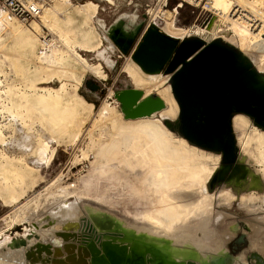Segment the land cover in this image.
Listing matches in <instances>:
<instances>
[{
    "label": "rangeland",
    "instance_id": "obj_1",
    "mask_svg": "<svg viewBox=\"0 0 264 264\" xmlns=\"http://www.w3.org/2000/svg\"><path fill=\"white\" fill-rule=\"evenodd\" d=\"M87 1L94 3V5L97 4L95 11L93 13L89 12L86 15L87 17L78 15L76 11L82 5H85ZM203 7L202 3H197V1L193 0L191 3L182 0H54L42 9L39 18L26 24L14 18L8 19L5 14H0V158H9L14 165H18L15 161L21 162L33 170L32 172L24 171L26 173L24 180L25 188L23 186V197L19 200L20 203L28 202L25 204L27 206L25 218L19 222L20 226H15L14 229L4 232L2 241H0L1 247L10 249L8 242L21 238V236H15V233L21 234L24 226L32 225L35 227L37 222L47 215L48 209L51 206L57 205L65 198L60 193L59 188L72 192L78 201L87 202L101 209L103 208V210L111 212L121 220L151 228L146 223H143V220L149 215L147 214V209L151 207L145 206L143 200L138 201L129 191L132 186L139 188V190L143 189L139 183L142 179L141 177L145 174V169H140L136 165L134 158L127 156L128 162L125 161L124 165L117 167L116 176L110 180L113 183L103 180L104 178L99 179L97 176L93 178L94 176L91 173L93 166L90 163H93L95 160L94 155L97 145L110 140L108 134L110 122L108 120H97V111L107 103L109 105L108 111L111 112L107 114V119L111 117L110 119L116 124L127 121L123 119L119 104L115 99V94L125 90L127 87L134 88L130 77L124 72V68L126 61L134 64L135 62L131 59L130 54H122L114 45L110 31L115 29L116 32H121L124 36H132L133 48L140 41L144 30L150 25H155L163 34H166L164 33L166 26L172 30L182 29L185 32L184 35L181 34L173 37L178 40L196 38L197 33L192 32L195 29L197 31L198 28H206L209 20L214 18L213 14L206 11ZM48 11L55 12V20L58 22V26L68 32V34L64 32V37L68 39L69 44L65 40H61L55 29L51 30L48 26L43 25L42 17L47 16L46 12ZM218 19L217 17L214 18L215 24L220 23V18L218 17ZM47 20L53 22L54 18L49 17ZM34 26L39 27V31L34 30ZM2 35L4 36L2 37ZM18 35H29L32 39L33 48L31 54L25 52L27 48L25 49L22 45L17 44L16 38ZM41 36H47V38L53 40L52 47L49 46L43 52L40 50ZM229 36L220 39L245 56L253 68L264 77V64L260 63L264 52L261 53L254 46L251 49H246V51H240L237 39L231 36L230 38ZM84 37L91 39L94 44L100 39L101 45L98 48H94L91 52L82 50L81 45L84 42ZM93 42H91V45H94ZM69 45L70 48L75 47L74 50L82 57L85 63L91 64L93 67L100 66V71L104 77L102 74L97 76L85 68L80 58L69 53ZM53 49L63 53L65 60L64 69L62 67L58 68L56 65L47 66L43 60L41 61L43 57L51 55ZM38 60L43 65L41 76L35 70L39 63ZM135 65L137 66V64ZM137 67L141 72L142 70L139 66ZM158 74H160L162 79L163 77L167 79L164 86H168L170 89L169 77L163 73ZM26 83L29 88L34 86V88L38 87L39 89L62 90V92L59 91L63 95L62 100H65L68 96H80L86 102L92 104V108L88 112H83L85 114L81 116L85 120L82 122L83 124L79 126L78 121L74 122L75 128H80L81 132L76 143L73 144L70 138L67 137L61 143L57 141L55 133L48 129L41 113L39 115L38 112L40 111H36L35 106L29 105L32 103L25 99L27 95L33 93L31 92V88L27 89ZM31 83L35 84L32 86ZM61 86L63 87L61 88ZM140 91L141 96L144 95L143 97H145V91ZM21 92H23V95L20 94ZM26 93L28 94L26 95ZM151 94L157 95L154 90L151 91ZM21 98L22 101H20ZM16 105H19L18 107L21 105L22 108V110L20 108L19 115L14 112V107H17ZM161 113L162 110L152 117L132 120V123H137L144 119L158 120L167 131L172 133L169 134L173 139H177L175 141L183 140L176 132L178 111L177 115L171 119L162 117L159 115ZM13 114H16V121H12ZM237 117L232 120L231 126L235 137L237 157L238 159L240 158L239 160L242 158L245 166L257 174L263 181L264 173L260 170L261 167L259 165H255L254 159L258 155L260 141L264 139V134H262L264 132L255 126L248 117L244 115ZM237 119H242L244 124L238 123L234 129L233 121ZM164 120H168L173 125L174 130L167 129L163 124ZM88 131L92 132V136L88 135ZM101 132H104V135ZM26 134L30 138L28 137L29 140L27 139V142L24 143L29 144L30 147L28 150H22L15 145H17V142L21 143L22 141L20 142L19 140ZM14 140L18 141L15 142ZM183 141L186 142L185 140ZM245 142L247 145H245ZM187 145L197 153L205 155L196 159L200 164L203 163L202 165L210 171L205 173V176L209 175L205 184V191L210 195H208L209 199L207 203H212L213 205L209 204L211 206H205L206 209L204 207L205 216H202L200 222L186 224L183 229L189 228L191 231L203 235L207 227L206 229L212 232V234H219L218 236L223 241L225 252H228L233 258L238 257L234 262L240 258L242 261L244 260L242 263L245 264L247 263L245 260L250 264H260L252 257L257 255L261 258L262 263H264V248L260 252L258 249L252 247V244L255 242V238H252L254 237V229L260 230L262 236H264V186L260 190L261 182H258L259 178H255L254 185L260 191H248L246 188H237L232 184L225 183L209 188L211 176L219 166L220 156L215 154V152L197 148L189 143ZM34 146L38 150L33 153ZM240 147H247V153L245 152V148L240 149ZM23 164L22 166L25 167ZM128 164L136 168L129 170L126 166ZM3 177V174H0V230L5 231L6 219L3 217L8 213L11 215L12 213L10 212L19 203H13L11 197L6 195V192L9 189L13 190L19 178L14 179L15 184H12L11 181L5 184ZM115 177L116 179L113 181ZM242 179L245 180L242 177L239 179V182ZM86 181L92 184V187H89L88 190L84 186ZM50 183L53 184L51 185ZM71 185H74V187H71ZM45 187L46 189H44ZM196 188L192 187L191 189L196 190ZM49 193H53L51 195L52 198H50L51 196L47 197ZM228 193H233V198L228 197ZM241 234L246 236L243 241L239 242L238 239Z\"/></svg>",
    "mask_w": 264,
    "mask_h": 264
},
{
    "label": "bare ground",
    "instance_id": "obj_2",
    "mask_svg": "<svg viewBox=\"0 0 264 264\" xmlns=\"http://www.w3.org/2000/svg\"><path fill=\"white\" fill-rule=\"evenodd\" d=\"M182 1H188V3L192 2V0ZM193 1L202 3L204 5L203 8L212 13L214 18H220V23L215 24V22H213L210 29L198 28L197 31L196 29L194 31L192 30V33H197L196 37L201 38L205 42H209L215 38H225L230 35L232 38L234 37L237 39L240 51H246V49H251L254 46L261 53L264 52V0ZM96 7L97 4L94 5V3L87 1L76 13L80 16L87 17L86 15L89 12L93 13ZM46 14L48 17H42L43 25L48 26L51 30L55 29L61 40L63 39V41L65 40L69 44L68 39L64 37V32L66 34L67 31H64L58 26V22L55 20V12L48 11ZM49 17L54 18L53 22L47 20ZM33 29L39 31V27L37 26H34ZM164 33L173 38L181 34L184 35L185 32L182 29L172 30L166 26ZM3 36L4 35H2V37ZM110 36L112 40L117 38L124 39L126 37L121 32H116L115 29L110 31ZM99 40L100 39L94 44L91 39L84 37L83 44H80L82 50L91 52L94 48H98L101 45V41L99 42ZM16 42L25 49L27 48L25 52L29 54L32 53L33 41L29 35H18ZM47 42V47L44 48L43 51L47 50L49 46L52 47L53 40L50 39ZM91 42H93L94 45H91ZM74 48H70L69 45V53L80 58V61L82 60L85 68L90 70V72L100 76L102 74L100 66L93 67L91 64L85 63ZM42 60L47 66L56 65L58 68L64 67V55L62 52L55 49L52 50L51 55L43 57L41 61ZM41 61L38 60L39 63L37 69H35L40 76L43 69V65L40 63ZM260 63L264 64V56L262 60H260ZM135 64L126 61V66L124 68V72L130 77L134 88L137 90H144L145 96L151 94L152 90L156 91L165 105V108L159 115L166 119L174 118L178 110L172 98L171 90L168 86H164L167 79L164 77L162 79L158 73L150 75L144 72L142 73V71H139L138 65L136 66ZM33 84L31 83L32 86ZM62 87L63 86H61V88ZM28 88L27 84V89ZM32 88L31 92L33 93L30 95L26 93L27 96L25 99L32 103H28L29 105L35 106L37 109L36 111H40L38 112L39 115L41 113L48 129L55 133L57 141L61 143L62 140L67 137L70 138L73 144L76 143L81 132L80 128H75L74 122L78 121L79 126H81L83 124L82 122L85 121L81 116L85 114L83 112H88L92 108V104L86 102L80 96H68L65 100H62L63 95L59 93V91L62 92V90L57 89L58 91H55L51 89H39L38 87L37 89L36 87L34 88V86ZM22 93L23 92L20 94L23 95ZM11 96L13 97V95ZM25 99L24 101H26ZM20 101H22V98ZM18 106L14 107V112L19 115L21 105L20 107ZM108 106L109 105L106 103L97 111V120H108L110 122V130L108 131L110 140L97 145L94 155L95 160L93 163H90L93 166L91 171L92 176H94L93 178L97 176L99 179L104 178L103 180L110 181L116 176L117 167L124 165L125 161L128 162L127 156L134 158L136 165H138L140 169H145V174L143 175L142 173L143 176L139 183L143 189L141 188V190H139V188L132 186L129 191L138 201L143 200L145 206L151 207L147 209V214L149 215L143 220V223H146V225L151 228L121 220L111 212L103 210V208L101 209L87 202L78 201L77 197H75L72 192L59 188L60 193L65 197L60 203L51 206L48 209L47 215L45 214L46 216L43 218L41 217L42 220L38 219L39 221L35 227L32 225H28L27 227L24 226L21 234L18 232L15 233V236H21V238L9 241L8 246L10 249L0 246V264H61L59 261L64 262L63 260L67 256L64 249L69 254L75 253L73 255L75 257L72 258V264H103L102 262H104V264H109L105 256V246L113 249L114 252L119 255L120 259L118 264H125L127 261L131 262L137 258V256L141 257L143 264H156L158 261L163 264H187L188 262H191V264H245L242 263L244 260L242 261L240 258L238 261L234 262L238 257L233 258L228 252H225L223 249V241L219 238V234H212V232L206 229L207 227L203 235L191 231L189 228L183 229L186 224L200 222L205 213L204 207L211 206L209 204H212L207 203L209 194L205 191V184L209 178V175L207 174L205 176V173L210 171L202 165L203 163L200 164L196 159L200 156L204 157L205 155L197 153L183 140L175 141L176 138L173 139L170 135L172 133L167 131L158 120L153 121L144 119L137 123H132V120H127L123 123L120 122L116 124L110 119L111 117L107 119V114L110 112L108 111ZM16 114L12 115V121H16ZM242 119L233 121L234 129L238 123L244 124ZM91 131H88V135H91ZM104 132L101 133L104 135ZM28 137L30 138L27 134L23 135L21 138L22 140H19L20 142L22 141L21 143L17 142L18 140H14L17 142L15 146L22 150H28L30 145L24 143L27 142V139L29 140ZM257 143L259 142L257 141ZM245 145H247L246 142ZM243 148L246 149L247 147H240V149ZM37 150L38 148L34 146L33 153ZM245 152L247 153V149ZM257 154L254 163L256 166L259 165V167H261L260 170L264 173V139L260 141V149ZM0 159L3 160L0 161V174H3L5 184L9 183V181L15 184L14 179L19 178L13 190L5 185L6 188L9 189L6 195L11 197L13 203H18L24 193L23 186L26 178V173L24 171L32 172L33 170L31 167L21 162L15 161L18 165H14L7 157H1ZM242 161L241 158V162ZM22 164L25 167H23ZM126 166L129 170H134L136 168L131 164ZM242 177L245 178V181L239 182V179ZM255 178H259L258 182H261L257 174L245 167L242 169L239 178L234 181V185L237 188H246L248 191L259 190L257 186L254 185ZM115 179L116 177L113 181ZM91 185L89 181H86L84 184L85 189L88 190L89 187H92ZM71 187H74V185H71ZM192 187L197 188L194 190L191 189ZM44 189H46V187ZM198 194H201L202 197ZM232 194L228 193V195H226L233 198L234 194ZM51 195H53V193H49L47 197ZM50 198H52V196ZM27 203L28 202H19L18 205H15L16 208L13 206L14 209L10 212L12 213L11 215L9 213L4 215L5 217L3 218L6 219V229L5 231L0 230V241H2L4 232H8L14 229L15 226L21 225L19 222L25 218L27 209L25 204ZM27 212L29 213V211ZM74 222H76V225L72 228V231H76V236L80 235L81 240L85 241V243H82L81 240V243L69 241L81 245L77 252L73 251L74 249L71 247H63L64 243L67 244V241H64L67 235L62 232H69L70 230H68V228L62 230V226L66 223ZM253 234L254 237L252 238H255V242L252 244V247L262 252L264 248V236H262L261 231L258 229H254ZM53 239L54 242H52ZM21 241H24V244H21ZM42 245H49L51 252L50 257H47L44 252L41 251L40 247ZM90 250L97 251L98 254L94 253L92 255ZM89 255L91 256L85 259V257L87 258ZM77 257L79 258L78 261ZM99 258L102 261H98L97 259ZM245 261L247 262L246 264H250L247 260Z\"/></svg>",
    "mask_w": 264,
    "mask_h": 264
},
{
    "label": "water",
    "instance_id": "obj_3",
    "mask_svg": "<svg viewBox=\"0 0 264 264\" xmlns=\"http://www.w3.org/2000/svg\"><path fill=\"white\" fill-rule=\"evenodd\" d=\"M213 22L214 18L210 19L206 28L210 29ZM113 43L122 54H130L143 72L169 76L171 94L178 106L176 132L190 145L219 153L221 162L232 164L237 161L231 127L233 114L249 116L253 124L264 131V77L245 56L220 38L209 42L198 37L178 40L150 25L135 48L132 36L113 39ZM115 99L125 120L149 118L164 108L160 97L154 94L143 97L141 91L135 88L127 87L115 94ZM163 124L167 129L174 130L168 120H164ZM75 225L76 222L62 226V230H70L62 232L67 235L64 238L67 244L64 243L63 247H71L77 252L81 245L69 242L82 241L80 235L76 236V231H72ZM20 243L24 244V241ZM104 248L109 264H118L119 255L107 246ZM40 249L50 257L49 245H42ZM91 250L92 255L98 254ZM64 252L67 256L64 262L59 263L72 264L75 253L69 254L65 249ZM254 258L262 263L259 256ZM97 260L102 261L100 258ZM125 264H143V260L137 256ZM156 264L163 263L158 261Z\"/></svg>",
    "mask_w": 264,
    "mask_h": 264
},
{
    "label": "built area",
    "instance_id": "obj_4",
    "mask_svg": "<svg viewBox=\"0 0 264 264\" xmlns=\"http://www.w3.org/2000/svg\"><path fill=\"white\" fill-rule=\"evenodd\" d=\"M54 0H0V14L14 18L24 24L39 18L42 9ZM49 38L41 36L40 50L43 51ZM50 44V43H49Z\"/></svg>",
    "mask_w": 264,
    "mask_h": 264
},
{
    "label": "flooded vegetation",
    "instance_id": "obj_5",
    "mask_svg": "<svg viewBox=\"0 0 264 264\" xmlns=\"http://www.w3.org/2000/svg\"><path fill=\"white\" fill-rule=\"evenodd\" d=\"M242 115H244V114H233V116H232V119H231V126H232V120L234 119V118H236L237 116H242ZM244 116H246V117H248L251 121H252V119L249 117V116H247V115H244ZM245 117V118H246ZM247 119V118H246ZM253 123V122H252ZM259 128V127H258ZM261 129V128H260ZM262 130V129H261ZM263 131V130H262ZM264 132V131H263ZM262 133V132H261ZM262 134H264V133H262ZM215 154H218L219 156H220V154L219 153H215ZM246 166H245V164L243 163V161L241 162V160H240V162H239V159H238V157H237V161L235 162V163H232V164H229V163H226V162H219V166H218V168H217V170L214 172V174L211 176V180H210V186H209V188H213L214 186H216L217 184H221V183H225V184H232V185H234V181L236 180V179H238L239 178V176L241 175V172H242V169L243 168H245ZM248 168V167H247ZM249 169V168H248ZM241 182L242 181H245V180H240ZM260 181H261V189L260 190H262L263 189V186H264V183H263V181L260 179ZM235 186V185H234ZM259 190V191H260ZM246 229H248V228H246ZM246 235H244V234H241V236H240V238L238 239V241L239 242H241V241H243L244 240V237H245ZM255 256V255H254ZM254 256H252L253 258H254ZM258 263H260V264H264V263H261V262H259V261H257Z\"/></svg>",
    "mask_w": 264,
    "mask_h": 264
}]
</instances>
